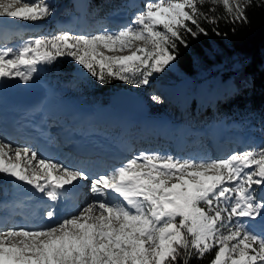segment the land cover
I'll return each instance as SVG.
<instances>
[{
	"label": "snow or ice",
	"instance_id": "snow-or-ice-1",
	"mask_svg": "<svg viewBox=\"0 0 264 264\" xmlns=\"http://www.w3.org/2000/svg\"><path fill=\"white\" fill-rule=\"evenodd\" d=\"M252 3L146 0L116 31H58L15 49L2 47L0 88L5 82L28 87L42 67L61 58L100 85L115 80L146 86L173 65L189 37L209 34L201 21L226 37L219 21L247 24ZM218 6L223 16L214 14ZM52 15L48 0H0V18H8L7 24ZM7 24L0 20V28ZM151 99L163 103L157 95ZM0 180L30 186L51 202L37 225H0V264H191L213 252L209 264H264V146L223 159L142 150L103 171L70 166L0 137ZM81 181L88 182L92 198L69 212L60 201Z\"/></svg>",
	"mask_w": 264,
	"mask_h": 264
},
{
	"label": "trees",
	"instance_id": "trees-1",
	"mask_svg": "<svg viewBox=\"0 0 264 264\" xmlns=\"http://www.w3.org/2000/svg\"><path fill=\"white\" fill-rule=\"evenodd\" d=\"M120 0H91L89 8L101 19L100 24H107L104 19ZM261 5L257 7V5ZM208 5L204 6L207 10ZM223 16L222 6L214 13ZM247 24H228L223 19L219 21V31L227 33L216 36L212 33V25L201 21L202 26L209 30L207 36H200L196 40L188 38L189 46L179 47L177 60L164 73L154 75L155 85L183 84L188 82V94L197 93L202 80L198 78V67L226 63L230 68L235 61L239 67L232 72L234 90L223 99L210 98L196 110L193 102H189L186 113H181L177 106H166L162 110H154L150 101V111L154 114H170L177 119L191 125H201L219 117L236 119L247 129H254L258 135L264 136V0H253L252 6L247 8ZM235 28V32L232 29ZM42 31L27 33L22 39H32L42 36ZM234 58V60H232ZM232 63L228 64V61ZM44 80L55 85L65 95L80 97L84 102L97 103L106 106L109 95L118 90L126 89L119 81L113 80L108 85H100L90 75L82 72L80 66L66 58L58 59L53 66L45 67L38 73ZM128 89V88H127ZM129 90V89H128ZM78 92V94L76 93ZM160 92V90L158 91ZM169 109V112L167 111ZM96 128V127H93ZM115 139L119 138L117 130H108ZM203 142L202 140H200ZM214 252L208 254L202 261L193 259L191 264H209Z\"/></svg>",
	"mask_w": 264,
	"mask_h": 264
},
{
	"label": "rangeland",
	"instance_id": "rangeland-1",
	"mask_svg": "<svg viewBox=\"0 0 264 264\" xmlns=\"http://www.w3.org/2000/svg\"><path fill=\"white\" fill-rule=\"evenodd\" d=\"M51 7L53 8V15L45 20L31 23V22H22V21H16L15 23L7 24L8 18H0V20H5L7 27L0 28V48L2 47H8V48H18L21 45H18L17 41L13 42L14 40H18L20 37H22L24 34L32 33V32H39L43 30V33H45L42 36H48L55 34L58 31H71L76 34H94L98 31H102L104 29H98V23L100 18L95 15V13L92 11V9L88 8V13L85 10L84 4L85 0H48ZM146 3V0H125V1H119L118 4H116L115 8H122L125 10H122V12L113 14L109 16L111 19H107L111 24H116L117 17L125 18L126 22L124 25H119L118 29L125 26L132 17L139 11L143 10V7ZM123 5V7H122ZM22 40V39H21ZM28 40H25L23 43H26ZM140 46H143L141 42H138ZM118 54H129L127 52L125 53H118ZM108 55H111V53H108ZM68 61H71L69 58H66ZM234 60V58H232ZM232 63V61H228V64ZM226 63H220L215 65H209V66H203L200 65L198 67V78L202 80L201 84L199 85L197 93L188 94L187 92V85L188 82H185L181 85L175 86V84H168L163 86L155 85L152 77L149 78V84L142 87H134L131 85H127L121 81H119L122 86H125L126 89L128 88L129 91L134 95L143 96L144 98L148 99L153 107L154 110H162L164 107L169 106H177L179 109L186 108L187 104L189 102H193L194 109L198 108L202 104H205L208 99L214 98L216 101L219 99H223L225 95L230 94L234 90V85L232 82V72L234 69L239 67V61H235L230 68L229 66H226ZM42 70H45V67L41 68ZM42 78V77H41ZM38 77V74L36 75L35 79L50 85V87L55 92L54 95H51L50 100H57L55 103V107L57 110L52 111L49 113L48 118H52L51 120L55 121L56 115L59 112V109L62 110L63 103H66V106L69 105L72 107H77L80 102H83L82 98L76 97V99L69 98L70 95H65L64 92L60 91L59 89L52 86V84L47 83L45 80ZM7 83V82H5ZM124 89V88H123ZM160 89V92H158ZM78 94V92H76ZM153 95L159 96L163 103H155L152 101L151 97ZM173 96L172 100H169V97ZM71 100L72 102L68 101ZM144 100V99H143ZM69 103V104H68ZM144 103V101H143ZM96 109L103 110L107 108H103L98 104L94 105ZM70 107V108H71ZM51 108V107H49ZM48 108V109H49ZM69 108V109H70ZM143 110L148 111L149 107L147 104H143ZM68 109V110H69ZM142 110V111H143ZM107 111V110H106ZM112 111H116L112 109ZM112 111L108 110L106 112V115L101 116L100 112L98 114L96 113L95 116H93L90 120H88L85 124H83V128L85 131H88L89 133L93 131L92 135L101 136L100 132H96V129H92L93 127L97 126L101 128V131H108V128L116 127L115 130L119 133V140L125 142L127 139H136L135 141H139L138 144H155L160 143L162 140L161 138H164V146H167V140L170 141L168 145V152L162 151V149H159L158 151L164 152V153H172L177 156L181 157H194V158H204V159H223L230 156L233 152H243L245 150H250L252 148H259L261 146H264V136H259L256 131H250V133L241 132L239 138H243L245 136V146L236 148L233 147L231 144L229 146V151L226 152L222 157L215 158L213 154H215L214 151H212L209 147H207L205 150H186L184 146V137L183 133L187 132H193V128L190 129L188 126H182L180 124L181 129L176 132H168L166 133V127H161L160 125H156L155 119L152 117H144L147 120H152V126H150L149 130L152 132L159 131L161 133L153 134V136H158L157 138H153L152 140H147V136L138 134V132L135 130V127H133L131 124V121H126L125 123H118V120L112 116ZM169 112V109L167 110ZM118 112V110H117ZM144 112V111H143ZM62 113H64L62 111ZM132 113V112H131ZM182 113V112H181ZM183 113L185 114L186 111L184 110ZM168 118L172 120H178L175 116L169 114H165ZM101 116V117H100ZM182 122V121H180ZM212 122L211 124L214 125ZM237 125L241 126L238 122H235ZM217 124V123H216ZM137 125V124H136ZM139 130L141 131L143 126H138ZM105 129V130H103ZM231 132V131H230ZM246 133V134H244ZM201 134V133H198ZM197 135V134H196ZM223 135L221 133L220 136L217 137L218 140H220V137ZM180 138V139H179ZM147 140V141H145ZM179 140V141H178ZM230 140V138L228 139ZM8 141V140H7ZM133 140V143L136 144ZM10 142V141H9ZM12 143V142H11ZM177 143L179 145L177 146ZM20 146H25L21 143H13ZM219 144V143H218ZM183 145V148L181 149V146ZM146 146V145H145ZM177 146V150L175 147ZM131 147V146H130ZM180 147V148H179ZM227 147V145H224V148ZM220 148V147H219ZM223 148V149H224ZM180 150V151H179ZM63 151V150H62ZM157 151V150H156ZM218 151V150H217ZM63 155V152L58 154L56 157H53V159L60 160L59 158ZM132 151L129 149L127 151V159H129L132 156ZM92 163L90 162V165ZM98 169V168H97ZM111 169V168H110ZM109 169V170H110ZM18 185V184H17ZM24 188L27 185H23ZM7 188L10 189V193H15L16 188L13 187V185L5 180H0V193H3L6 191ZM28 188V187H27ZM83 190H87L88 194L84 196L85 198L82 199L81 206H83L85 203H87L91 198V193L89 191V188L87 186H84ZM259 196V192L257 193Z\"/></svg>",
	"mask_w": 264,
	"mask_h": 264
},
{
	"label": "bare ground",
	"instance_id": "bare-ground-1",
	"mask_svg": "<svg viewBox=\"0 0 264 264\" xmlns=\"http://www.w3.org/2000/svg\"><path fill=\"white\" fill-rule=\"evenodd\" d=\"M175 86H178V85H175ZM1 89H5V91L8 93V92H12V93H15L16 94V96H17V98H18V100H20L21 102H22V104H26V102L24 101V98L23 97H29L30 95H32V94H34V95H36V98H38V96H42L43 98L42 99H44V98H46V101H47V103H48V99L50 100V96L51 95H54L55 94V92L53 91V89L50 87V85H47V84H44V83H42V82H40V81H38V80H36L35 79V82L33 83V84H31L30 86H28V87H12V86H10L8 83H5V86L4 87H2V88H0V90ZM36 92H38V94H36ZM5 96V94H2L1 92H0V98H3ZM134 100H133V104H132V110L130 111V113H131V117H143L145 114H144V112L143 111H145V110H143V104L145 103H143V98L141 97V96H139V95H135L134 94ZM40 98V97H39ZM68 100V99H67ZM68 101H70V102H72L71 100H68ZM64 105H61L62 107V110H60L59 109V111H60V114L62 113V111L64 112V113H62V115H70L71 113H73V112H75L74 111V107H73V105H72V107L71 106H69V105H67L66 106V103L64 102L63 103ZM69 104V103H68ZM146 104V103H145ZM33 108V106H30V108ZM71 107V108H70ZM41 108H43V103L42 102H40V105L35 109V111L36 112H40L39 110L41 109ZM70 108V109H69ZM103 108H107V109H103V110H98V109H96V113L98 114V112H100V115L101 116H104V115H106V112H108V110H110V111H112V109H114V110H116V114H118V113H121L122 112V110H120V109H117V108H110V106H106V107H103ZM69 109V110H68ZM107 110V111H106ZM117 110H118V112H117ZM143 110V111H142ZM66 113V114H65ZM77 113H79V112H77ZM35 115H37V114H35ZM114 115V114H113ZM48 116H49V114L48 113H45V115H44V117H42V119H47L48 118ZM100 116V117H101ZM52 119V118H51ZM160 120H165V119H160ZM166 121V120H165ZM161 122V121H160ZM163 123V122H162ZM149 125H151V123L148 121V123H147V125L146 126H149ZM55 126H57V125H55ZM15 127L17 128V129H21V125H18V124H15ZM44 126L43 125H36L34 128H36V129H42ZM55 128V127H54ZM54 128H52V129H54ZM170 128V127H169ZM217 129H216V135H219V133H224V127H222V128H220V127H216ZM68 128L66 127V129L65 130H67ZM182 130V129H181ZM215 133L214 134H212L211 135V138L209 139L210 140V142L213 144L212 146L214 147V152H215V154H213V156L215 157V158H218V157H222L226 152H228L229 151V146H230V144H232V140L230 139L229 140V142H227V141H222V140H218L217 138H216V136H215ZM2 135V133H1V131H0V137H2V138H5L4 136H1ZM90 138H92V137H90ZM96 138H98L97 136H96ZM231 138V137H230ZM68 139H70V137H68ZM180 139V138H179ZM179 141V140H178ZM219 143V144H218ZM237 145H235V147L236 148H238V147H243V146H245V144H243V141H240L239 139H237L236 140V142H235ZM238 144H242V145H238ZM224 145H227V147H225L224 148ZM128 148H130V146H131V144L130 143H128ZM233 146V145H232ZM62 147V146H61ZM220 147V148H219ZM224 148V149H223ZM177 150V149H176ZM218 150V151H217ZM178 151V150H177ZM64 156L62 157V158H60V161L61 162H63V163H65V164H67V165H70V166H77L78 164H80L81 162H78V161H76V160H73V159H71V158H79V156L78 155H76L75 153H73V152H69L68 151V149H65V151H64ZM87 158H85V160H86ZM94 166H96L95 164H94ZM97 168V167H96ZM88 184V182H84V181H81L80 182V186H78V187H81V188H84V186L85 185H87ZM20 184H18V185H16V186H13V187H18ZM26 188L28 187V188H30V186H25ZM23 188H24V186H23ZM11 188H9V190H10ZM88 194V191L87 190H83V192H82V194L80 195V198L75 202V204H76V206H70V205H68L67 203L68 202H62L61 203V205L63 206V208H65V209H67L69 212H71L72 210H74V209H76V208H78V207H80V205H81V202H82V199L83 198H85L84 196H86L87 194ZM3 212H4V208H3V206L2 205H0V225H2V224H4L3 226H5V227H11V226H17V223L14 221V220H6L5 219V217H4V215H3ZM57 214H59V215H63L64 213L62 212V211H60L59 209L57 210ZM16 220V219H15Z\"/></svg>",
	"mask_w": 264,
	"mask_h": 264
},
{
	"label": "water",
	"instance_id": "water-1",
	"mask_svg": "<svg viewBox=\"0 0 264 264\" xmlns=\"http://www.w3.org/2000/svg\"><path fill=\"white\" fill-rule=\"evenodd\" d=\"M134 98L130 91L119 89L109 95V106L130 111Z\"/></svg>",
	"mask_w": 264,
	"mask_h": 264
}]
</instances>
